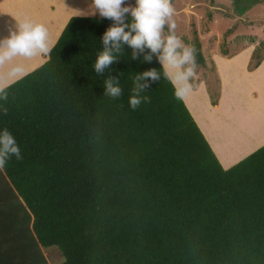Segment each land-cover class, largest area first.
Wrapping results in <instances>:
<instances>
[{
    "label": "trees",
    "instance_id": "trees-1",
    "mask_svg": "<svg viewBox=\"0 0 264 264\" xmlns=\"http://www.w3.org/2000/svg\"><path fill=\"white\" fill-rule=\"evenodd\" d=\"M230 1L237 17L260 3ZM111 24L70 17L46 61L0 93V131L22 157L0 170V264H48V248L59 264H264V145L223 169L155 56L122 45L97 75ZM192 47L204 65L196 34ZM149 69L161 78L133 110Z\"/></svg>",
    "mask_w": 264,
    "mask_h": 264
},
{
    "label": "clouds",
    "instance_id": "clouds-1",
    "mask_svg": "<svg viewBox=\"0 0 264 264\" xmlns=\"http://www.w3.org/2000/svg\"><path fill=\"white\" fill-rule=\"evenodd\" d=\"M74 16H96L97 14L112 21L101 37L102 50L96 57L94 70L97 75L116 60L121 53L122 45L132 49L131 58L137 60L140 54L144 62H151L153 56L163 70L164 78L168 79L178 100L192 90L190 80L195 75L196 60L194 47L183 44L174 33L175 23L172 21L175 9L171 0H135L133 5H126L125 0H91L86 10L73 9ZM14 26L8 28V36L0 38V67L16 57L31 59L38 55L50 54L48 30L43 24L34 23L30 19H16ZM168 34H164L165 26ZM145 49L148 52L145 54ZM24 71L23 64L9 68V76H20ZM161 72L149 69L137 73L134 88L129 97V107L133 110L146 102L148 97L140 93L149 87V81H159ZM105 95L119 98L122 88L117 77H109L104 81ZM0 93H5L0 79ZM0 98L7 99L6 94ZM5 111H7L5 109ZM15 156L21 159L20 147L8 129L0 131V170L7 161Z\"/></svg>",
    "mask_w": 264,
    "mask_h": 264
},
{
    "label": "rangeland",
    "instance_id": "rangeland-1",
    "mask_svg": "<svg viewBox=\"0 0 264 264\" xmlns=\"http://www.w3.org/2000/svg\"><path fill=\"white\" fill-rule=\"evenodd\" d=\"M90 3L91 0H0V27H4L0 29V38L8 36V28L15 24L13 17L18 20L27 18L45 26L52 48L66 22L75 15L73 9L86 10ZM125 3L134 6L135 0H125ZM171 4L175 9L172 17L175 35L183 44L191 47L195 34L201 42L205 64L196 63L194 76L205 81L210 101L215 100L217 104L220 80L216 77L215 56L224 53L234 55L242 48L249 47L252 55L255 52L259 56L256 59L251 55L250 69H253L256 61L264 59V0H260L241 17L234 14L230 0H171ZM61 19V26H57ZM164 34H168L167 25ZM46 59V56L38 55L31 59L16 57L6 62L5 70L19 63L23 64L24 71L20 76H10L3 86H9L40 67ZM190 82L194 85L193 79Z\"/></svg>",
    "mask_w": 264,
    "mask_h": 264
},
{
    "label": "crops",
    "instance_id": "crops-1",
    "mask_svg": "<svg viewBox=\"0 0 264 264\" xmlns=\"http://www.w3.org/2000/svg\"><path fill=\"white\" fill-rule=\"evenodd\" d=\"M61 22L62 19L57 26ZM251 55L252 50L244 47L234 55L213 58L217 66L216 77L220 80L216 105L211 104L206 83L197 75L192 77V90L183 99L225 170L264 145V59L256 68L250 69ZM8 70L5 65L0 67L3 84L10 79ZM42 253L48 264L62 261L57 249H42Z\"/></svg>",
    "mask_w": 264,
    "mask_h": 264
}]
</instances>
